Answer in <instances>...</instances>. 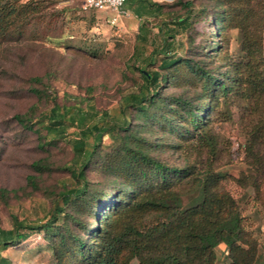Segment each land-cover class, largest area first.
Listing matches in <instances>:
<instances>
[{
    "label": "trees",
    "instance_id": "trees-1",
    "mask_svg": "<svg viewBox=\"0 0 264 264\" xmlns=\"http://www.w3.org/2000/svg\"><path fill=\"white\" fill-rule=\"evenodd\" d=\"M138 1L146 19L160 20L157 33L162 39L148 54L134 47L126 68L137 71L141 81L133 89L121 93L115 105L98 111L92 87L86 88V96L72 97L71 104L30 87L40 98H50L51 106L36 115L30 111L12 115L22 128L35 133L39 148L62 141L73 156L58 167L69 173L70 182L51 189L44 219L26 221L11 215V228H0V252L34 233L51 247L53 264H130L133 259L138 264H215L218 243L227 246L228 264H253L257 241L245 228L236 201L221 187L222 177L213 165L200 158L168 163L152 153L153 145L141 130L157 122L180 138L199 134L198 150L203 148L212 158L216 143L203 127L213 119L221 99L231 94L248 99L252 91H264V71L257 66L263 61L261 32L241 30L239 55L224 63V70H215L207 57L182 58L172 52L175 28L189 24V0ZM206 2L200 11L215 8V29L226 28L229 0ZM20 13L17 6H0V30L5 23L16 30L13 19ZM144 22L136 37L145 43L150 30ZM180 62L200 85L190 92L166 95L163 83H169L170 72ZM29 80L41 83L42 77ZM132 113L141 121L136 128ZM221 117L226 120L227 111ZM105 135L114 145L102 153ZM93 164L105 176L101 184L87 177ZM30 166L39 174L51 170L47 158L35 159ZM34 179L27 178L30 184ZM4 193L0 188V196ZM6 259L0 255V264Z\"/></svg>",
    "mask_w": 264,
    "mask_h": 264
},
{
    "label": "rangeland",
    "instance_id": "rangeland-1",
    "mask_svg": "<svg viewBox=\"0 0 264 264\" xmlns=\"http://www.w3.org/2000/svg\"><path fill=\"white\" fill-rule=\"evenodd\" d=\"M26 1L29 4L23 5ZM82 1L0 0V6H17L21 11L13 19L16 30L10 28L11 23L2 24L0 30V188L5 190L0 196L1 229L11 228V215L19 220H43L51 189L58 183L70 182L69 173L58 168L73 156L69 145L59 141L39 148L35 133L12 118L15 113L29 111L36 115L51 106L50 98H40L30 87L44 90L66 104L73 103L72 97L86 96V88L92 87L96 110L106 109L141 81L137 71L131 73L126 68L134 47L148 54L162 39L157 33L160 20L146 19L138 0H126L130 16L114 24L109 21L110 11L83 10ZM189 1V24L175 28L174 54L182 58L207 57L213 69L224 70V63L239 55L241 30H259L263 61L257 66L264 71V0H229L228 25L220 30L215 29L212 20L215 8L210 6L203 13L200 8L207 4L206 0ZM174 11L183 13L179 8ZM143 22L150 30L145 43L136 37ZM214 49L216 53L211 51ZM211 53L213 56H205ZM172 70L169 83H163L166 95L190 92L200 85L183 62ZM32 76H41L42 82H30ZM226 111L228 118L220 120ZM131 120L133 128L141 123L133 113ZM147 127L141 133L149 138L152 153L158 158L176 165L200 158L213 165L222 177L221 187L236 201L245 228L257 241L253 264H264V91H252L248 99L235 94L221 99L213 119L203 127L216 143L212 158L203 148L198 150L199 134L185 139L168 131L163 123ZM113 145L111 137L105 135L102 153ZM39 158H47L51 170L34 172L30 163ZM30 175L35 178L34 184L27 180ZM87 177L96 184L105 181L96 164L90 166ZM214 252L215 264L229 263L225 243H218ZM0 255L7 257L5 264L54 263L51 247L34 233ZM130 264L138 263L133 259Z\"/></svg>",
    "mask_w": 264,
    "mask_h": 264
},
{
    "label": "built area",
    "instance_id": "built-area-1",
    "mask_svg": "<svg viewBox=\"0 0 264 264\" xmlns=\"http://www.w3.org/2000/svg\"><path fill=\"white\" fill-rule=\"evenodd\" d=\"M126 0H83L82 9L86 11H110L111 23H116L118 19L130 16V11L125 7Z\"/></svg>",
    "mask_w": 264,
    "mask_h": 264
},
{
    "label": "crops",
    "instance_id": "crops-1",
    "mask_svg": "<svg viewBox=\"0 0 264 264\" xmlns=\"http://www.w3.org/2000/svg\"><path fill=\"white\" fill-rule=\"evenodd\" d=\"M152 1H157V2H171L173 0H152ZM126 7V6H125ZM128 9V8H127ZM129 10V9H128ZM130 11V10H129ZM131 13V12H130Z\"/></svg>",
    "mask_w": 264,
    "mask_h": 264
}]
</instances>
